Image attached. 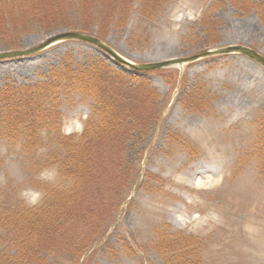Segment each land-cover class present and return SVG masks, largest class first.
I'll return each instance as SVG.
<instances>
[{"label":"rangeland","instance_id":"rangeland-1","mask_svg":"<svg viewBox=\"0 0 264 264\" xmlns=\"http://www.w3.org/2000/svg\"><path fill=\"white\" fill-rule=\"evenodd\" d=\"M145 1L152 4L146 11ZM132 2L127 21L118 15L106 25L103 42L133 64L179 62L142 73L90 42L55 40L74 29L82 32L81 17L74 29L33 25L17 40V51L0 42V88L52 81L58 89L46 110L67 135H81L94 113L93 96L82 87L88 86V69L118 90L137 87L135 108L138 94L157 92L149 97L147 125L121 137L124 163L133 174L129 189L124 192L119 183L109 198L97 199L92 227L69 226L58 241L46 242L43 255L49 264H164L157 245L169 233L192 236L199 264H264V64L240 51L264 58V0ZM107 17L104 11L101 18ZM70 20L76 22L67 15ZM84 20L90 23L87 33L100 37L105 21ZM71 73L85 82L67 85L63 76ZM50 132L51 126L39 130L44 140L33 154L20 140L0 139V213L6 206L37 208L45 185L67 184L58 164L48 160L57 149ZM105 173L117 178L122 167ZM121 197L129 199L105 238L76 257V235H100L111 220L106 207ZM4 232L0 224L1 254L9 250Z\"/></svg>","mask_w":264,"mask_h":264},{"label":"trees","instance_id":"trees-1","mask_svg":"<svg viewBox=\"0 0 264 264\" xmlns=\"http://www.w3.org/2000/svg\"><path fill=\"white\" fill-rule=\"evenodd\" d=\"M249 1V5H253L252 0ZM99 2L100 5L94 0H0V42L16 50L17 40L31 31L33 25L74 29L79 25L77 18L80 17L81 20L83 18L80 25L84 33L90 27V23L84 19L91 17V25H102V21H105L98 32L99 38L103 39L107 34V26L118 15H125V21L128 20L133 2ZM95 6L101 7V11ZM143 6L146 11L152 4L145 1ZM104 11L108 13L107 19L101 18ZM67 15L75 18L76 22L66 21ZM84 73L88 76L86 82L81 74L78 78L77 73L63 76L67 85L76 81L80 83L81 80L87 83L88 86L82 87L94 99L93 116L86 122L83 133L77 137L62 133L59 127L53 125L51 116L48 115V101L58 89L52 81L41 85L9 84L0 88V139L20 140L27 153L33 154L39 150L40 140H44V135L39 130L51 126L55 132H50L48 136L53 137L57 145L54 149H57L50 151L48 160L58 164L60 176L67 181L65 186L45 185V199L37 208L6 206L1 211L0 224L5 231L4 239L9 250L0 253V264H49L43 255L46 242L54 239L58 241L69 226L78 230H86L87 225L92 227L95 201L109 198V192L119 183L125 187L124 192L130 187L133 174L131 168L124 163L123 147L126 139L122 141L121 137L138 129L142 130L147 125L151 118L148 106L152 105L149 97H157V92L151 89L138 94V108H135L133 91L137 87L130 91L118 90L114 82L100 81L93 69ZM102 84L109 86L104 85V90ZM158 115L157 113V118ZM128 116L133 117L131 122L122 119ZM120 120L123 121L121 125ZM119 165L122 173L117 178L106 176V171ZM107 166L109 167L104 171ZM126 199H114L115 204L111 203L106 207L111 220L101 229L100 235L93 239L86 238L80 232L76 235L78 244L73 253L76 257L84 256L92 245L105 238L114 221L113 216ZM157 247L164 264H199L195 259L196 255L193 256L196 251L193 249L192 236L175 237L167 233L166 237L161 236Z\"/></svg>","mask_w":264,"mask_h":264},{"label":"water","instance_id":"water-1","mask_svg":"<svg viewBox=\"0 0 264 264\" xmlns=\"http://www.w3.org/2000/svg\"><path fill=\"white\" fill-rule=\"evenodd\" d=\"M63 38H65V39H67V38L68 39H79V40H82V41H86V42H90L92 44H95V45L99 46L100 48H102L105 52L109 53L117 62H126V63H129L132 66L136 67L135 68L136 71H138V70L139 71L154 70V69H158V68H161V67H165V66L170 65V64L175 63V62H179L177 60H172V61L166 62V63L149 64V65H137V64L130 63L129 61H127L124 58H122L119 54H117L114 50H112L104 42L100 41L98 38H96L94 36L86 35V34L79 33V32H68V33L60 35L55 40L63 39ZM52 41L53 40L48 41L47 42L48 44H46V45H49ZM44 47H45V45H44ZM40 48H42V47H40ZM230 49H233V48H229V49H227L225 51H231ZM240 49H241L240 51H242L243 53H245L247 55H250V56H252L254 58L259 59L264 64V58H262L257 53H255L253 51H250L249 49H245V48H240ZM233 50H236V49H233ZM16 53H12L11 55H15ZM0 57H2V54L0 55Z\"/></svg>","mask_w":264,"mask_h":264}]
</instances>
